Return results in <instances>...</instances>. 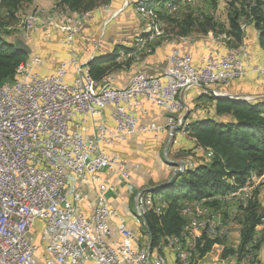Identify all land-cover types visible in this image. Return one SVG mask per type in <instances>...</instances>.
Returning <instances> with one entry per match:
<instances>
[{
  "label": "built area",
  "instance_id": "1",
  "mask_svg": "<svg viewBox=\"0 0 264 264\" xmlns=\"http://www.w3.org/2000/svg\"><path fill=\"white\" fill-rule=\"evenodd\" d=\"M41 1L31 0L17 25L0 24V28L14 30L23 43L32 35L49 41L56 30L62 33L59 43L70 47L86 16H68L72 12L62 0L54 1L61 7L42 5ZM178 1L169 0L160 9L147 8L144 0L135 3V11L150 21L129 48L116 52L114 62L120 68L127 70L142 61V51L149 52L150 44L163 36L164 24L156 10L173 13ZM197 1L183 0L189 6ZM3 2L0 0V10ZM7 16L5 12L2 15ZM251 18L242 17V31ZM207 39L213 43L228 40L225 34L213 33ZM209 52L200 65H195L190 53L173 49L162 69L164 80L137 71L125 87L115 86L109 71L94 78L72 54L45 74L40 69L48 64L47 58L36 52L26 54L15 69L14 79L0 86V264H199L198 244L203 236L225 240L233 224L238 227L232 244L237 249L243 209L255 190L264 194V173H251L234 191L215 197L219 200L215 208L205 204L215 198L184 202L180 212L186 223L182 230L160 238L154 247L150 240L143 244L127 226V218L104 197L105 193L117 192V185L99 177L100 172L114 173L131 188L127 160L106 150L114 143L163 130L173 137L177 132L190 138L191 121L178 114L186 110L180 93L192 85L220 96L226 93L210 88L250 74L264 75V63L254 62L256 56L246 42L227 48L223 54L213 49ZM140 96L166 111L163 124H140L127 112V107L137 109ZM107 107H112V126L104 121ZM207 154L211 155L209 150ZM88 183L93 187V198L83 210L80 196ZM135 194L137 213L132 215L133 221L145 226L143 215L148 209L159 214L161 207L141 191ZM36 219L42 223L41 247L26 238ZM114 226L120 241L108 240ZM252 234L240 257L236 252L223 258L224 245L216 243L205 254L206 263L256 264L252 247L264 235V218ZM216 249L220 253H214Z\"/></svg>",
  "mask_w": 264,
  "mask_h": 264
},
{
  "label": "trees",
  "instance_id": "2",
  "mask_svg": "<svg viewBox=\"0 0 264 264\" xmlns=\"http://www.w3.org/2000/svg\"><path fill=\"white\" fill-rule=\"evenodd\" d=\"M30 1L4 0L0 10V24L7 25L14 12ZM109 2L110 0H62V4L67 5L70 11L76 14L89 12L96 7H105ZM167 2L169 0H144L147 8L163 7ZM177 4L178 7L182 5L189 7L183 0H179ZM228 8L226 23L223 24L218 22L214 10L201 17H196L190 12L179 22L172 17L177 10L170 14L164 9L156 10V14L161 19L174 22L178 26L177 33L182 37L189 36L193 31L206 36L211 33L225 34L229 48L245 42L244 32L240 29L241 19L252 16L250 24L259 32L257 41L264 51V0H230ZM1 12L7 13L8 16L3 18ZM3 32L4 30L0 28V86L14 79L16 67L26 59L23 49L16 48L17 40H6L2 36ZM103 61L94 58L87 64L89 74L96 79L109 71L111 66L120 68L114 61L108 66L103 65ZM249 76L251 77V74L234 79L228 84L240 81L238 87H241ZM262 78L260 82L252 81L249 84V92L264 91V77ZM200 98L212 103L211 107L201 109L199 111L201 117L193 119L188 125V134L198 151L197 155V152L192 154L199 156L200 161L196 163L191 157L192 165L185 162L183 169L176 173L171 183L166 186H159L163 183L153 186L152 195H160L163 205L159 214L149 208L143 215L145 234L152 247L160 238L178 234L182 230L186 223L180 212L184 202L224 196L242 185L249 174L264 173V97L235 100L204 91ZM207 150L211 155L207 154ZM179 153L191 156L190 150H180ZM218 201L215 198L206 201L205 204L215 208L219 205ZM263 203L264 194L255 190L253 199L243 209V216L240 219L242 224L239 230L240 242L236 250L233 246H225L224 239H209L203 236V241L198 244V258L205 257L216 243L224 245L220 254L223 258L236 252L240 257V252L252 239L254 227L264 218ZM263 238L264 235L253 245L252 250L258 251Z\"/></svg>",
  "mask_w": 264,
  "mask_h": 264
},
{
  "label": "crops",
  "instance_id": "3",
  "mask_svg": "<svg viewBox=\"0 0 264 264\" xmlns=\"http://www.w3.org/2000/svg\"><path fill=\"white\" fill-rule=\"evenodd\" d=\"M134 1L135 0H110L109 4L99 11V14L105 15L106 17L104 23L105 25L103 28L111 23H114L113 25H111L112 27L110 28L108 33L109 37L107 38H105L106 35L103 34V36L94 40L95 42L91 43V36L87 35L86 33L87 25L84 24L80 27L79 31L75 35L74 42L70 47L63 46L59 43V39L62 37V33L56 30L53 32L51 36L52 38L49 39V41H43L38 35L30 36L31 38L29 41L31 47L29 48L30 50L26 52V54L29 52H36L39 53L42 57L47 58L48 64L43 69H40V72L44 74L54 71L55 67L60 62L68 60L71 54L77 56L78 60L86 67L87 64L94 58L104 60L102 64L108 66L112 61H114L116 52L118 50L129 48L134 42L135 38L140 35V25L137 23L133 24L130 30L122 32L121 29V25L124 21H126L125 17H128L129 14L134 16V14L132 13L135 11V5L133 6L134 3H132ZM52 4L53 2L52 0H50V7ZM251 34L252 33H250V35ZM245 42L248 46L249 51L253 52L256 56L254 58V62H256L257 64L264 63V51L261 50L258 41H255V43H249L247 40H245ZM227 48V45L225 46L223 42L213 43L209 40H207L206 42L205 40H197L191 44H180L178 42L170 46L162 45L155 49L151 56L146 57V59L137 64V66L132 65L127 70H123L122 68L116 66H111L109 71L112 70V75H114L115 77L114 84L117 87H125L131 79V74L136 73L137 71H143L150 76H160L164 80L162 69L165 65L166 56L171 52V50L177 49L180 52L190 53L192 55L193 64L200 65L202 63L203 57L211 54L209 50L213 49L214 52L223 54L225 53ZM111 57L113 58L110 59ZM262 77H264V75L256 76L252 74L251 77L249 76L243 81V85L240 87V89L242 90L240 91V93L248 95L250 99L263 96L264 91L249 92V84L252 81L260 82ZM218 88L222 89V91L219 92L230 94L229 92L225 91V84L217 85V87L212 86L210 90H218ZM202 93L203 88L197 84L192 85V87L188 90L181 92L180 96L187 105L189 112L186 115L184 111L178 114V116L181 118L186 116L189 121H193V119L201 117L199 116L201 115V112H199L198 107L199 104L203 102L202 99L200 100V95ZM209 93L211 92L209 91ZM138 101L139 103L136 110L131 107H127L126 110L128 113L135 115L140 124H163L166 121L168 114L164 109L157 107L154 103H150L144 96L138 97ZM111 109L112 107H107L104 112V121L108 126H112L113 124L109 116ZM96 121L100 122V120ZM87 133L88 131L85 132V134ZM169 137L170 135L166 130L159 132L152 131L151 133L132 136V138H129L122 143L117 142L118 144L108 146L106 150L112 156L116 155L124 157L127 160L129 183L133 184L132 186L133 188H135L136 192L140 190L144 191L156 184L165 183L169 180V178H166V175L163 171L157 173L156 171H154L153 167L154 163L157 164L156 160H159L160 155H162L165 159L163 151ZM170 149H178V151L172 152ZM180 150H190V154L194 152H197L196 155L198 154L197 149L194 147V142L190 138L183 137L176 132L173 140L169 145L167 153L173 154L175 152H179ZM159 153L160 155H158ZM183 159V162L188 161L187 163L190 165L192 160L191 156L185 154ZM171 167L173 169L175 168V166L173 167L172 165ZM99 177L103 181L106 180L112 185H117V191L120 187H124L123 183L119 180V176L114 173L109 174L106 172H100ZM89 185L91 184H85L83 185V188L88 187ZM108 203L112 206L111 200L108 201ZM123 208L126 210L128 209V207L125 206H123ZM139 236L140 235H138V237ZM108 240L114 242L121 240V237L117 233L116 229L112 230L111 236Z\"/></svg>",
  "mask_w": 264,
  "mask_h": 264
},
{
  "label": "rangeland",
  "instance_id": "4",
  "mask_svg": "<svg viewBox=\"0 0 264 264\" xmlns=\"http://www.w3.org/2000/svg\"><path fill=\"white\" fill-rule=\"evenodd\" d=\"M55 0H52L53 4L57 7H61L59 6V4L56 2H54ZM138 0H135L133 4V6L135 5V3ZM230 0H198L196 2L195 5H190L189 7L187 6H179L177 11L175 12L174 15H172V17L176 20V21H181L186 14H189L190 12L193 13L196 17H201L202 15H206L205 13H210L211 10H214L215 14L217 15V20L220 24L226 23V17L228 14V3ZM244 1V0H243ZM127 3V1H126ZM131 3V2H129ZM42 5H48L50 4V0H43L41 1ZM30 7V2L28 3H24L20 8H18L12 18L6 22H8V25H17L20 22V16L25 13L26 11H28ZM160 6H157V8H159ZM103 7H96L93 8L92 10H90L89 12L86 13H81L83 15L86 16V19L84 21V24L87 25V30L86 33L87 35L91 36V43L95 42L94 40L100 38L101 36H103V34H105V38L109 37L108 33L110 28L112 27L111 25H113L114 23H111L107 26L104 27V23L106 20L105 15H101L99 14V11L102 9ZM160 9V8H159ZM134 14L131 15L129 14L128 17L126 18V21L123 22V24L121 25V29L122 32L123 31H127L130 30V28L132 27L133 24L137 23L140 25V32L141 33L143 30H145L146 28V24L147 22L150 21V19L143 15V14H139L137 13V11L132 12ZM1 15H3V13L1 12ZM16 15V16H15ZM80 14H76V13H69L68 16L70 17H74V16H78ZM163 22V26H162V30H163V36L160 37L157 41L153 42L150 44L149 46V52L147 50L142 51L141 53V59L144 60L146 59V57L151 56V54L155 51V49H157L159 46H170L172 44H176V43H187V44H191L194 41L197 40H205V42L208 40L206 35L197 33V32H191L188 39L187 40H182L179 39V34L177 33L178 30V26L170 21L168 22L167 20L161 19ZM83 24V25H84ZM82 25V26H83ZM128 28V29H126ZM125 29V30H124ZM120 32V33H122ZM244 32V41L247 40L249 43L257 41V35H258V31H256V29L253 27L252 24H250V21L248 22ZM250 33H252L250 35ZM221 35V34H218ZM3 38H5L8 41H12L14 39H16L17 41H20L16 38L15 35V31L14 30H4V32L2 33ZM223 44L229 48V45L227 44V40H224ZM30 41L23 43L22 44V49L24 51V53L28 52L30 49ZM231 47V46H230ZM112 71V70H111ZM109 71V72H111ZM258 82V81H256ZM240 81H233L231 84H225V91L229 92L230 94H234V95H241V96H246L247 99H249L248 95H245L244 93L241 94L240 91H242L240 89L239 86ZM242 83V82H241ZM217 87V86H215ZM216 91H222V89L216 90ZM244 92V91H243ZM203 93H204V89H203ZM261 97H264L261 96ZM202 98H200L201 100ZM203 102H201V104H199V111L203 108H208L210 105H212V103L208 100H202ZM211 107V106H210ZM188 108V107H187ZM126 141V140H125ZM124 142V141H122ZM120 142V143H122ZM118 143H114L112 145H115ZM180 152V151H179ZM179 152H175L173 154H169L168 155V159L171 161H180L181 163L183 162V158L185 156V154L183 153H179ZM189 153V152H188ZM160 155V153L158 154ZM191 157L193 158V161H195L196 163L198 161H200V157L196 156L195 154H191ZM191 160V159H190ZM157 164H153L154 166V171H156L157 173L160 172H164L166 175V178H171V174L174 171V169L171 167V165H169V163H167V161L163 158L162 155H160L159 160H156ZM190 165H192V162L190 163ZM152 167V168H153ZM184 167V164H183ZM183 169V168H182ZM130 184V183H129ZM131 186L133 184H130ZM141 191V190H140ZM136 192L135 188H133V186L130 188L128 186H124L123 188H119L117 192L114 193H105L104 197L106 198L107 201H112V206L116 207L117 209L120 210L121 214L127 218V226L132 228L134 231V234H138L140 235V240L143 244L148 242V237H146L145 234V226L144 224L141 222V225H138L136 222L133 221V217L132 215L136 214V207H135V196L134 193ZM142 193L145 196H148L150 198H152L154 200V205L161 207L163 205V201H162V197L160 195H152L151 191L148 192H143ZM92 195H93V187L92 185H89L88 187H84L82 193H81V207L83 209L87 208V204L88 202L92 199ZM136 195V194H135ZM263 198V197H262ZM109 199V200H108ZM263 200V199H262ZM264 204V203H263ZM123 206L128 207L129 211L127 212L126 209L123 208ZM41 220L40 219H36L34 221V227L32 229H30L26 235V238L29 239V241L32 244H36L37 246L41 247V241L39 239V235H40V230H41ZM114 230L116 229V226H114L113 228ZM112 229V230H113ZM238 229V227L233 224L231 225L230 228V237H228L227 239H225V246H233L234 241L236 240V230ZM117 231V230H116ZM118 233V232H117ZM233 244V245H232ZM220 249H217L214 253H220L219 252ZM257 255L255 256V260H256V264H264V238L261 241L260 247L258 248V251H256ZM208 260V257H203V258H198L197 259V263L199 264H207L206 261Z\"/></svg>",
  "mask_w": 264,
  "mask_h": 264
},
{
  "label": "water",
  "instance_id": "5",
  "mask_svg": "<svg viewBox=\"0 0 264 264\" xmlns=\"http://www.w3.org/2000/svg\"><path fill=\"white\" fill-rule=\"evenodd\" d=\"M22 44H23L22 41H17L16 42V48L17 49L18 48H21L22 49ZM218 97L227 98V99H235V100H247L246 96L234 95V94H227V93L226 94H223V95H220ZM248 98H250V97H248ZM188 112L189 111H188V108H187V105H186L185 114L187 115ZM183 119L185 120L186 119V116L183 117ZM170 135L171 136L169 137V139H168V141H167V143H166V145L164 147L163 155H164L167 163H169L173 167L175 166V169H174V171L171 174L172 175L171 178L167 182H165V183H163L162 185H159V186H166L169 183H171L174 180V178L176 177V173L179 172V171H181L182 168H183V164L180 161H174V160L171 161V160L168 159L167 151H168L169 145H170L171 140H172V137H173L172 133ZM154 187L148 188V189L144 190L143 192L152 191L154 189ZM135 206H136V203H135Z\"/></svg>",
  "mask_w": 264,
  "mask_h": 264
}]
</instances>
